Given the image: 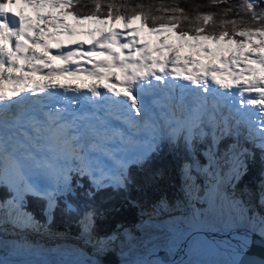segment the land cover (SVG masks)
Here are the masks:
<instances>
[{
    "label": "snow or ice",
    "instance_id": "obj_1",
    "mask_svg": "<svg viewBox=\"0 0 264 264\" xmlns=\"http://www.w3.org/2000/svg\"><path fill=\"white\" fill-rule=\"evenodd\" d=\"M257 3L264 6V0H253L246 10L258 23L220 19L217 25L212 12L190 19L184 7L163 2L157 6L91 0V10L80 11L86 7L82 0H0V190L7 194L3 205L23 209L31 195L45 201L46 212L55 211L61 202L75 210L73 201L81 195L93 200L109 188L126 190L135 182L132 167L144 168L181 144L192 158L186 167L203 157L208 171L222 141L231 137L225 152L236 183L247 175L258 153L264 166V7L257 12ZM175 94V104L160 103ZM106 101L110 109L130 115L123 124L135 136L116 129V137L131 147L110 153L113 164L101 167L84 150L78 125ZM229 102L233 108L257 106L253 123L259 122L258 137L241 120L221 111ZM19 125L31 128L34 144L51 157L29 151L22 158L12 144ZM19 131L31 135L27 128ZM95 145L93 141L90 149ZM26 161L46 176V184L29 175ZM261 177L257 190L248 189L246 195L264 208V170ZM201 214L193 209V230L181 239L206 242L196 234L202 228ZM95 215V209L85 213L93 224ZM252 215L259 216V234L264 236V215ZM249 239L240 241L238 251ZM99 243L103 252V241Z\"/></svg>",
    "mask_w": 264,
    "mask_h": 264
},
{
    "label": "trees",
    "instance_id": "obj_2",
    "mask_svg": "<svg viewBox=\"0 0 264 264\" xmlns=\"http://www.w3.org/2000/svg\"><path fill=\"white\" fill-rule=\"evenodd\" d=\"M121 2V0H117ZM131 3H144L159 5L177 4L184 7L186 14L190 19L198 14L212 12L214 13V20L219 24L220 19H236L238 24L242 20L245 24L258 23L252 21L250 14L246 10V5L253 0H130ZM86 7L79 8L80 11H90L92 8L91 0H82ZM264 7L257 3L256 11ZM228 143V139H224L220 145V153L224 150ZM222 146V147H221ZM222 151V152H221ZM203 157L199 160L203 162ZM180 161H190L188 153L184 150L183 145L167 150L159 157L153 158L149 165L144 168L132 167L131 174L135 177V182L130 184L126 190L114 191L109 188L105 191L99 192L95 199L89 200L84 195H81L77 200L73 201L75 210H68L64 203L61 202L55 211H45V201L27 196L24 200V206L32 211L40 221L44 223L50 222L52 228L63 230L77 234L79 229V219L82 212H87L90 209H95L96 215L94 224L91 229L100 233H111V230L118 224L129 226L135 233L137 221H139L140 212L146 208L150 203L156 202L159 197L166 199V204L169 209L177 206L179 202L187 201L185 192L178 190L182 186V174L179 171ZM264 166L259 160V153L257 154L256 162L250 166L247 175L239 181L236 185L238 187L248 186L255 192L257 190L258 182H260L261 171ZM149 177H152L149 179ZM199 180V179H197ZM85 187L88 186L87 179L84 180ZM6 192L0 190V199L3 201L6 197ZM183 205V206H184ZM203 206V203L200 204ZM46 213L49 215L47 219Z\"/></svg>",
    "mask_w": 264,
    "mask_h": 264
},
{
    "label": "bare ground",
    "instance_id": "obj_3",
    "mask_svg": "<svg viewBox=\"0 0 264 264\" xmlns=\"http://www.w3.org/2000/svg\"><path fill=\"white\" fill-rule=\"evenodd\" d=\"M177 99L176 96H174V100L176 101ZM163 100L164 98L161 99L160 103L167 104V102ZM109 102L110 101H106L105 104ZM256 107L257 106H236L233 108L231 102H229L227 110L230 115H232L233 112L240 110L243 116L256 117ZM128 118H130V116ZM115 125L116 124L103 125V129H105V127L111 129ZM26 139L32 141V138L29 136H26ZM225 180L226 178H224V181ZM224 181L221 179L215 187L208 190V196L211 202V205H209L210 210L208 212V217L212 218L216 207H218L219 199L223 193L222 186L225 184ZM225 194L227 195V192H225ZM227 200L224 199V201L231 207L233 216L237 215L236 218H238L239 224H241L243 228H235L233 231L223 234L220 225H214L213 230L209 231L204 228V223L199 219V221L202 222V228L196 234H205L207 240L213 242L219 247L226 246V250L229 254L238 257L241 252L238 251V248L240 247V241H243L242 236L250 238L249 234L252 230L260 229L259 216H248L249 214L247 215V212L250 213V210L248 207H245L243 203H239L240 205H238V203H233L229 197H227ZM238 200L242 201V198H239ZM250 206L257 212L264 211V208L257 209L253 205ZM239 209H242V212L239 211ZM151 210L154 212L156 211L155 208H150L149 213H147L143 219L145 225L152 224L158 228H162V230L165 228L168 229L170 225H173V218L161 221ZM26 217L29 218L30 216L26 214L24 209L7 207L2 213H0V261H3V264H94L97 260H102L103 264H146V262H148V264H183L184 261L188 259V255L183 256L181 255V252L191 240L190 238L186 239L185 245H183L184 240H177L174 243V240L170 241L165 239L152 244L150 247H143L144 250H142L143 248L138 249L137 247L125 250V248L115 249L111 239H99L97 236L89 233L85 238L78 239L81 241V245L76 244L69 239H58L57 242L61 243V245H57L55 243L56 240H54L55 238L53 239L52 237H49V234L40 236L39 234L29 231L30 235H28L27 228L19 229L17 221L25 219ZM30 221L32 223L33 218H31ZM86 226L91 225L87 224ZM92 231L93 230L91 229V232ZM45 232L51 231L50 229H46ZM234 237H239V240L234 239ZM100 241H103V252L100 251ZM85 243L86 249L84 247ZM62 247L67 248L68 251H65ZM158 249H165L171 255L176 249H178L179 253L168 260H162L157 252ZM71 250L78 252L80 257L74 256V253ZM122 254H125L126 256H122Z\"/></svg>",
    "mask_w": 264,
    "mask_h": 264
},
{
    "label": "rangeland",
    "instance_id": "obj_4",
    "mask_svg": "<svg viewBox=\"0 0 264 264\" xmlns=\"http://www.w3.org/2000/svg\"><path fill=\"white\" fill-rule=\"evenodd\" d=\"M25 10L26 12L31 13V9H25ZM256 124L259 125V123H256ZM129 133H130V136H135V133L131 129L129 130ZM257 134L260 135V132L258 131ZM231 142H232V138L229 139L228 144ZM130 147H131L130 145L129 146L123 145L122 147L123 149L121 150V152L128 150ZM116 153H118V151ZM189 160L190 161H183V162L180 161V164H179L180 166L179 171L183 177L182 178L183 184L181 187L180 186L178 187V190L182 191L183 193L185 192V195H187V201L185 205H184V202H179L177 206H174L172 209H169L166 204V199L162 196L159 197V199L156 202L150 203L149 205L146 206V208L144 209L145 210L144 213L143 212L139 213L140 214L139 216L140 224L137 225L138 229L136 228L138 230V234L136 233L133 234V238L131 239H129L128 234H126L125 236H120L118 240L115 241V245H117L119 249L125 248V250H129L133 247L142 249L143 247H146V246L150 247L152 244H155L156 242L158 243L159 241L165 240V239L170 240V241L171 240H174V241L185 240V239H181V237L193 230L192 228L193 209L201 210L202 214L199 216L198 219H200L204 223V228L206 230L212 231L214 225L216 224L220 225V228L223 234L233 231L235 228H241V227L243 228V226L239 224L238 218H236L237 215L233 216L231 212V207L229 206V204H227L224 201V199L227 200V197H229L233 203H238L237 202L238 199L242 198V201L244 202L243 203L244 206L245 204H247L249 206L253 205L257 209L260 208L259 204H257L256 201L249 200L248 196L246 195L247 190L251 189V187H248V186L238 187L237 185L235 186V188L232 187V185L236 184V182L230 178L231 177V162L228 159V154L225 152V150H224V153L222 152L217 156L216 161L214 162L212 168L209 169L208 171H204V166L207 164V161L205 159H203V162L198 160L196 165L193 167H186V165L192 164V158L189 157ZM26 170L28 171L29 175H31L38 182H40L41 178H43L42 176L45 177L43 173L39 175L40 171L35 172L32 167H26ZM224 178H226L225 181H224ZM221 179H223L225 183L224 186H222L223 193L221 195V198L219 199L218 207H216L215 209V212L213 215L214 218L213 217L211 218V217H208V212L210 210L209 205H211V202L208 196V190L212 187H215ZM261 179L262 177L260 178V180ZM40 183L43 184V182H40ZM225 192H227V195L225 194ZM234 198H235V201H234ZM201 203H203V206H200ZM238 205L240 204L238 203ZM6 208L7 207H5L1 211L3 212ZM9 208H13V207H9ZM150 208L151 209L155 208L156 210L155 212L152 210L151 211L154 214H156L157 218H159V220L161 221L173 218L172 219L173 225H170L168 229L165 228L163 230L162 228H158L152 224L145 225L143 219H144V216L147 213H149ZM24 210L30 212L35 217L33 218V220H36V224L32 226V224L29 223L32 217L31 218L29 217L30 219L26 217L28 219L25 218V219H20L17 221L18 227L26 226L27 228L37 229L38 231H43L44 227H48L46 229H50L51 232H44V234H39V235L43 236V235L49 234L48 235L49 237H52L53 239L55 238L54 240H56L55 243L57 245H61V243L57 242V240L58 239L65 240L67 239L66 236L70 237L71 241L77 243L78 239L76 240V238L81 236L80 231H79L81 227V223L84 222L83 224L85 225L87 222H90L88 219L84 220L85 214L82 215L81 220L83 221L80 222L79 227H78L79 229L77 230V232L79 233L73 234L71 232H66L63 230H57L56 228H52L50 226L49 221L48 223H44V220L43 222L40 221L38 217H36L34 213H32V211H30L29 209H24ZM239 211L242 212V209H239ZM253 211L255 210L253 207H251L250 213L247 212V215L249 214L248 216L253 217L252 215ZM261 212L264 213V211H261ZM46 216H47V219H49V215L47 213H46ZM89 225H92V222H90ZM90 228L92 227L90 226ZM22 229H25V228H22ZM58 232L63 233L65 236L57 235ZM92 233L95 236L98 234L99 236L105 238L106 240L108 239L116 240L114 236L109 237L108 235H106V233H100L95 230H93ZM112 234L115 235L114 233ZM246 237L247 236H242L243 240ZM80 239H83V238H80ZM121 245H123V247ZM118 248H115V249H118ZM62 249H65V251L67 250V248H63V247ZM226 249H227L226 246L219 247L218 245L214 244L213 242L207 239H206V242H200L198 244H193L192 241L190 240L187 246L184 248V252H186V254L188 255V259L184 261L183 264H232L233 260H237V256L234 257V255L229 254ZM142 250H144V248ZM71 251L74 253V256L80 257V254H78V252H75L74 250H71ZM122 256H126V255L122 254Z\"/></svg>",
    "mask_w": 264,
    "mask_h": 264
},
{
    "label": "water",
    "instance_id": "obj_5",
    "mask_svg": "<svg viewBox=\"0 0 264 264\" xmlns=\"http://www.w3.org/2000/svg\"><path fill=\"white\" fill-rule=\"evenodd\" d=\"M42 182L44 183L43 180ZM260 215L264 214L260 213ZM27 234L30 235L28 231ZM203 236L207 237L205 234ZM249 236L250 240L248 246L240 252L237 261H242L243 264H264V236L259 234V229L252 230ZM185 244L186 240L183 241V245ZM157 252L162 260H168L172 256L177 255L179 250L176 249L172 255L165 249H158ZM181 255H187L186 252H184V248L182 249Z\"/></svg>",
    "mask_w": 264,
    "mask_h": 264
}]
</instances>
